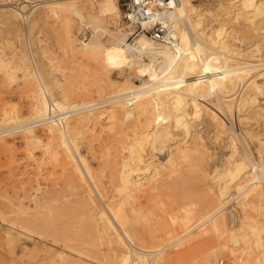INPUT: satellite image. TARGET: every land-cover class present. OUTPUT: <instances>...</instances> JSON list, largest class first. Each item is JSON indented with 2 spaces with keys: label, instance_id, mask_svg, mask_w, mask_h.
<instances>
[{
  "label": "rangeland",
  "instance_id": "rangeland-1",
  "mask_svg": "<svg viewBox=\"0 0 264 264\" xmlns=\"http://www.w3.org/2000/svg\"><path fill=\"white\" fill-rule=\"evenodd\" d=\"M89 1L94 6L97 4L93 0ZM236 1L193 0V4L203 14L202 25L205 29H215L219 22L224 21L221 24L226 26L224 28H227V31H231L230 36L234 38H229L232 39V47L245 52L246 49L249 51L253 48L250 47L253 41L238 36L252 28L244 20L235 19ZM38 13L39 10L35 11L31 17L32 20L27 26V37L36 68L43 75L49 90L55 97H64L66 103L77 104V107L108 100L110 95H106L107 91L103 94L96 92L98 72L94 64L86 57L72 52L64 42L63 29L53 22L49 14L41 25L32 23ZM121 15L120 12L117 24L126 28ZM70 18L75 28L78 20L72 15ZM261 22L259 20L258 24ZM16 29L13 33L12 30L0 27V61L7 64L10 74H14V78H8L9 76L0 69V264H117V260L127 249L125 244H128L129 248L133 247L138 253L145 252V256H141L143 264H264V247H261L264 243L263 217L260 216L257 205L248 202L250 199L244 202L246 205H242V200L231 201L219 214L225 215L226 228L231 225L228 217L232 216L234 223L231 231L237 229L234 225L238 224L243 216L253 217L254 219L250 220L254 227L251 225L252 227L246 228L248 230H244L248 235L239 236L236 241H232L228 232L227 235L216 236L208 222L195 228L199 221L207 218L210 212L223 206L229 199L219 203L215 198L216 186L208 176L205 178L203 175L213 173L210 171L215 169L220 170V167L226 165L227 159L229 162L233 160L228 158L232 143L239 156L251 154L249 157L259 162L261 158L257 153L258 141L256 138H249L248 134L252 133L257 135L259 140H263V121L256 123L255 120H248L236 123L237 118H233L235 120L230 124L226 120L227 127L232 130L217 139L211 129L200 124L197 129L203 133V141L209 150L208 156L188 153L190 156L186 154L182 156L183 159L176 157L170 169L159 167L152 180L149 179L148 173L139 175L147 180L137 192L127 195L128 197L120 195L119 160L127 155L125 151L121 152V123L104 118L112 109L109 103L93 107L95 113L104 111L103 118L78 126V153L83 156L82 167L85 168L84 163H87L88 167L87 171L80 167L82 170L78 169L83 172V180L79 177L80 171L77 173L72 169V163L66 159L57 142H50V135L44 125L33 128L38 142L32 140L27 132L20 131L21 129L12 130L17 122L30 120L35 102L34 93L37 90V83L32 76L35 71L25 46V26L16 21ZM77 35L74 37L79 40ZM74 48L77 50L79 46ZM17 66L27 67L29 72L26 73V69L23 70L22 67V72L17 71L21 70ZM131 73L133 74L132 71L127 72L129 75H132ZM25 74L31 78L28 75L24 77ZM127 74L120 76L117 81L122 82ZM262 162L264 164V155ZM64 163H68L66 170L63 169ZM88 171L90 176L86 175ZM206 188L209 190H205ZM232 191L233 189L229 192V197L235 194ZM186 209L191 210L194 215L187 228L180 221L182 211ZM207 211L210 212L204 216L200 214ZM101 212L108 217L104 221L107 223L109 219L108 224L112 221L118 229H114L113 223L109 224L111 235L96 232V224L101 221L98 220ZM199 217L201 218L198 219ZM253 220L258 221L257 224ZM260 223L263 224L261 227ZM126 224L135 238L133 243L126 237ZM257 225L262 231L260 228V232L258 231ZM24 228L29 229L28 232ZM250 228L256 231L252 233L260 237L252 235ZM8 229L20 236L11 247L4 234ZM191 229L192 231L182 238ZM227 229L229 231V228ZM118 235L120 238L123 236L122 246L116 241ZM152 235L156 238V246L152 245ZM23 236L28 239L27 242L23 240ZM257 238L262 241L255 242ZM151 254H156L155 260ZM133 257L135 262H139L137 257Z\"/></svg>",
  "mask_w": 264,
  "mask_h": 264
},
{
  "label": "bare ground",
  "instance_id": "bare-ground-1",
  "mask_svg": "<svg viewBox=\"0 0 264 264\" xmlns=\"http://www.w3.org/2000/svg\"><path fill=\"white\" fill-rule=\"evenodd\" d=\"M96 3L94 6L89 0H21L16 9L9 5H0V27L12 30L13 33L17 30L16 21H20L27 28L35 11L39 10V13L32 21L34 24L41 25L47 20L46 17L48 18L49 14L53 22L59 24L63 29L64 42L72 52L86 57L96 67L98 72L96 92L103 94L107 91L106 95H110L106 101L85 104L82 107L79 105L77 107V104H68L64 97L60 99L54 96L37 68V73L35 71L34 74L31 71L34 75L30 74L37 83L31 118L27 122H17L12 130L21 129L20 131L27 132L32 140L38 142L33 128L44 125L50 135V142H57L63 149L66 159L72 163V169L78 173L82 170L80 168H83L81 165L83 156L78 153L76 144L78 126L103 118L104 111L95 113L93 107L109 103L112 105V109L108 113L109 115L104 118L121 123L123 135L121 152L125 151L127 155L119 160L120 187L118 193L129 196L135 191L137 192L147 180L140 178L139 175L148 173L149 179L152 180L159 167L170 169L176 157L183 159L182 156L189 155L188 153L208 156L209 150L203 141V133L201 134L197 129L200 124L211 129L213 136L217 139L220 135L232 130L227 127L226 120L230 124L236 118V123L248 120H255L256 123L263 121L264 123V0H237L235 2L234 7L237 11L235 19L244 20L252 28L238 36V38L243 37L253 41L250 44V47L253 48H250L249 51L246 49L245 52L237 51L236 46V49L234 46L232 47L231 40L234 38L230 36L231 31H227V28H224L226 26L221 24L224 21L219 22L215 29L207 30L202 25L203 14L195 7L193 0H174L171 24L176 31V45L173 48L157 45L151 42L148 37L139 35L134 40L133 52L128 53L123 45L129 36V31L120 27L119 23L117 24L121 12L117 3L114 0H100ZM70 15L75 16L78 20L75 28ZM235 19L234 21H236ZM259 20L262 21L260 24H258ZM85 30L88 32L85 41L76 40L74 36ZM229 38L232 39L229 40ZM255 40H258L257 42L260 44ZM236 42L238 43V41ZM74 46H79V48L76 50ZM22 66L17 67L21 69ZM32 68L34 67L32 66ZM0 69L9 76L8 78H14V74H10L7 64L2 61H0ZM24 69H26V73L29 72L27 67ZM17 71L22 72V69ZM129 71H132L133 74H127ZM123 74H127V76H124V80L119 83L117 80ZM27 75L25 74L24 77ZM29 77L31 78V76ZM8 115L5 114V116ZM72 118H74V124L71 123ZM37 123L40 124L37 125ZM248 137L256 138L258 141L257 153L261 158L259 162L252 160L249 157L251 154L239 156L237 148L232 143L228 158L233 160L229 162L227 159L226 165L220 167V170L215 169L214 166L215 170L210 171L213 173L203 175L205 178L208 176L212 184L216 186L215 198L219 203L229 199L213 212H210L211 209L200 214L204 216L210 212L211 214L205 218L210 229L216 236L217 234L227 235L228 232L229 239L232 241H236L239 236L248 235L244 230H248L246 228L252 227L254 224L252 225L250 220L253 217L245 215L238 224L234 225L237 227V232L236 230L231 231L234 221L232 216H229L228 220L231 225L229 224L227 227L228 231L224 221L225 215L219 214L223 207L231 201L242 200V205H246L244 202L250 199L248 202L257 205L258 212L264 222V164L262 162L264 139L259 140L258 136L252 133L248 134ZM242 142L245 143L243 140ZM86 164H83L84 171H87L86 168H88ZM63 165V169L66 170L68 163ZM78 169L80 170L78 171ZM87 173L88 176L89 171ZM81 174L83 175V172L80 171L79 177H84V175L81 177ZM85 178L87 179V177ZM231 189L235 194L229 197ZM182 212L180 221L187 228L194 215L191 210L186 209ZM99 215V219L95 218L101 219L102 222L96 224V232L101 235H111L110 225L113 222L110 220L109 225V219L107 223L104 221L108 217L102 212ZM256 215L258 216V214ZM123 217L126 219L124 215ZM260 224L261 227L263 224ZM113 226L112 230H118L115 226L113 229ZM257 226L258 231L260 229L262 231V228ZM125 228L126 237L133 243L135 238L129 232V225ZM24 229L27 232L29 230ZM250 229V233L256 236L257 234L252 233L256 231ZM191 231L192 229L182 238ZM4 234L9 240L10 247L20 237L10 229L5 230ZM118 234L120 233L118 232ZM118 237L116 241L122 246L124 244V240L121 239L123 236ZM151 239L152 245H155V236L152 235ZM23 240L28 239L24 238ZM258 240L255 242L262 241ZM125 246L127 249L121 254L117 264H143L144 260L142 261L143 257L141 256L145 252L138 253L133 247L129 248L128 244ZM131 252L132 254H130ZM146 255L148 256V254ZM133 256L137 257L139 262H135ZM153 258L155 260V256ZM152 263L155 264V262Z\"/></svg>",
  "mask_w": 264,
  "mask_h": 264
},
{
  "label": "built area",
  "instance_id": "built-area-1",
  "mask_svg": "<svg viewBox=\"0 0 264 264\" xmlns=\"http://www.w3.org/2000/svg\"><path fill=\"white\" fill-rule=\"evenodd\" d=\"M99 0H93L97 2ZM121 11V20L129 31V36L123 45L128 53L133 52L134 40L139 35H144L157 45H166L173 48L176 43V31L171 24L174 0H114ZM21 0H0V5H9L18 8ZM26 32V48L30 63L37 73L36 63ZM88 32H80L78 38L84 42ZM206 219L198 222L197 227L206 224ZM156 254H151L154 256Z\"/></svg>",
  "mask_w": 264,
  "mask_h": 264
}]
</instances>
